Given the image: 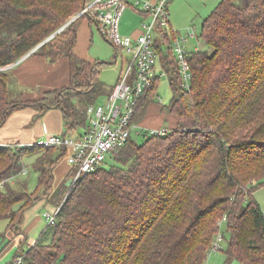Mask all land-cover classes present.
Here are the masks:
<instances>
[{
  "label": "trees",
  "instance_id": "trees-1",
  "mask_svg": "<svg viewBox=\"0 0 264 264\" xmlns=\"http://www.w3.org/2000/svg\"><path fill=\"white\" fill-rule=\"evenodd\" d=\"M86 2L0 0V66L28 53ZM77 18L33 52L51 60L66 57L67 85L16 101L10 70H0V127L24 106L36 110L33 119L58 108L64 134L86 127L85 107L113 86L108 89L96 76L103 62L75 55L78 22L87 18L94 23L85 14ZM201 36L207 46L187 52L188 90L180 85L173 50L163 41L157 45L171 91L160 112L173 120L165 125L166 118L150 123L153 119L146 117L157 76L131 120L165 126L167 132L158 136L135 128L132 132L143 140L131 134L116 151L123 154L113 152L115 163L108 167L105 160L66 185L74 175L69 168L53 189V170L66 157L65 148L23 145L16 150L0 143V219L8 220L9 232L20 235L24 212L48 193L56 203L52 209L59 206L55 222L8 264H203L223 216L230 233L227 259L264 264V212L252 197L264 184V0H219L203 18ZM39 152L45 156L32 163L37 189L29 193L26 181L11 188L6 181L25 167L20 156ZM251 177L256 181L246 191L243 182ZM24 199L26 205L17 211L14 204Z\"/></svg>",
  "mask_w": 264,
  "mask_h": 264
},
{
  "label": "built area",
  "instance_id": "built-area-1",
  "mask_svg": "<svg viewBox=\"0 0 264 264\" xmlns=\"http://www.w3.org/2000/svg\"><path fill=\"white\" fill-rule=\"evenodd\" d=\"M167 3L168 0H87L79 14H85L94 21L101 34L115 48V57L123 59L125 55L127 63L111 91L104 96V101L86 107L87 124L82 132L75 135L46 133L34 142L20 145L65 148L66 162L74 171L70 179L75 182L83 173L101 166L110 154L128 141L135 128L158 136L165 134L166 127H142L132 122L131 118L137 101L160 75L157 45L162 41L175 54L181 87L190 88L192 74L188 51L184 46L187 37L179 35L171 27ZM128 8L143 17L137 36L120 32L122 14ZM189 35L193 36L192 33ZM165 38L171 43L164 41ZM58 209L59 206L42 213L47 224L55 222ZM225 220L226 216H223L217 224L220 226ZM221 241L223 236L218 231L209 253L219 250Z\"/></svg>",
  "mask_w": 264,
  "mask_h": 264
},
{
  "label": "rangeland",
  "instance_id": "rangeland-1",
  "mask_svg": "<svg viewBox=\"0 0 264 264\" xmlns=\"http://www.w3.org/2000/svg\"><path fill=\"white\" fill-rule=\"evenodd\" d=\"M217 1L218 0H168L167 8L169 12V20L171 27L176 32H178L179 35L187 37V40L184 43L185 49L187 51H191L195 49H203L204 47L207 46L206 43L204 42V39L201 36V23L203 18L212 10V8L215 6ZM78 13H75L74 15H72V17H74ZM135 17L136 16L131 13V10L129 8L126 9L122 14L123 21L125 22L128 21L132 24L135 21ZM82 19L83 18H81L80 20ZM56 30H54L53 32H55ZM91 30H92V35L88 43L84 44V46L80 49V51L83 54L89 53V56L85 57L87 59L103 62L96 76L100 81L104 83V85L107 88H111L112 86H114V84L118 79L120 69L122 67L124 68L125 64L127 63V60H125L126 56L124 55L125 58L123 59L119 57L118 58L114 57L115 48L101 34L97 26L92 25ZM53 32H51L49 35H51ZM58 33H56L52 38L56 37ZM189 33H192L193 36H190ZM6 66H2V67L0 66V70L6 69ZM157 66L159 69L158 74H160V76L158 78L155 88L156 97L154 99V102H152V104L148 107L146 111V117L150 119V121L151 119H153L150 123L156 121L158 117H160L163 120L166 118L163 124L168 125L173 119L168 113L160 112V106L168 104L171 97V91L168 85L167 75L164 69L162 68L160 61H158ZM18 95L19 94H15L13 99H16V101L21 100V98ZM104 99L105 97L103 95L101 96L99 95L98 98L90 104L101 103L104 101ZM29 108L32 109V107L24 106L22 108H19L20 110L17 111H22L21 113L25 114L27 111L26 109ZM9 126L10 124L6 123V126L4 128H0V140L2 139L8 140V138L18 139L16 134H13L12 136H8L6 134L9 132L11 128V127L9 128ZM22 129L26 130V132L23 137H19L20 138L19 140L25 141V140H29L30 138L32 140L30 142H34L36 140L38 136L36 135L38 133L37 124L35 123L32 124L31 122L30 123L27 122V124L23 126ZM82 130L83 128L78 126L76 132H82ZM18 131L21 130L19 129ZM131 134L133 140L137 142H141L143 140L142 136L137 135L134 132H131ZM10 146H13L17 150L16 147H20L21 145L5 144L4 147L10 148ZM119 153L123 154L121 152H118L117 154ZM35 154L36 153L23 154L20 156L23 166H25L24 167L25 171L20 172L17 176L12 177L8 179V181H6L7 183H9L11 188L18 189L26 181L29 193L37 189L38 173L34 170L32 166V163L35 159ZM38 155L42 159L45 156V152L43 153L39 152L37 153V156ZM114 157H115V153H113V155L111 154L106 158V162H105L107 163L105 165L106 167H108L109 163H115V161L113 160ZM38 163L40 162L38 161ZM66 164L67 162L65 160V155H64L57 163L58 169L61 170L64 166H66ZM56 180L57 177L53 172V182L55 183ZM255 181H256L255 178L252 177L251 179L248 178L246 181L243 182V184H247L246 186L247 188L245 187V185H243L245 187L243 189H246V191L251 190L250 185H253ZM54 187L55 186H53L52 188L54 189ZM50 193L47 194L46 198L45 197L42 198L43 196H45L43 192L39 194L38 196H40L42 199L35 201L33 205L30 206L24 212V216L20 223V229H21L20 235L22 236L21 238L18 237L19 236L18 234L9 236L8 220L4 218L0 219V264H8L13 259V257L17 252H24L30 240H35L39 235L40 231L42 230V228L47 224L44 217L42 216V213L46 212L47 210H51L52 207L56 206V203L51 200V197H49ZM252 197L259 203L262 211L264 212V184L252 191ZM30 202H32V198H30L29 203ZM25 205H26V200L25 199L20 200V202L14 204V208L17 207L16 208L17 211H20V209L23 208ZM13 220H16V217H14ZM219 230L224 234L225 239L220 242L219 250L211 251L210 253H208L203 264H245L237 260L227 259V256L225 255V249L227 246V242L230 238V233L227 231L225 223L223 222L220 225ZM20 242H22V246H20Z\"/></svg>",
  "mask_w": 264,
  "mask_h": 264
},
{
  "label": "crops",
  "instance_id": "crops-1",
  "mask_svg": "<svg viewBox=\"0 0 264 264\" xmlns=\"http://www.w3.org/2000/svg\"><path fill=\"white\" fill-rule=\"evenodd\" d=\"M130 10L131 13L136 16L135 21L132 24L128 21L126 22L123 21V19L121 18L120 32L122 34L137 36L140 34L141 31L140 23L143 17L139 13L133 11L132 9ZM92 25H96V24L91 23L87 18L86 19L83 18L82 20L79 21L77 26V40L73 50L76 56L85 59L91 63L95 62L96 60L85 58L89 56V53L83 54L80 51V49L84 46V44L88 43L92 35V30H91ZM33 52H31L26 56H22L17 61L9 64L7 67V69L10 70L9 72L11 74V77L13 78L15 87L18 90V94L21 100H31V99L40 98L42 97L43 93L46 90L62 87L69 83V78H70L69 61L66 57H61L56 60H51L47 57L34 54ZM122 68L120 70H122ZM159 76L160 75H158V77ZM102 95L105 96L106 94H102ZM17 110L20 109H15L9 115L6 122L0 128H4L6 126V123L10 124L9 128L10 127L11 128L9 132L6 134L8 136H12L13 134H16L18 139H10V138H8V140L2 139L0 140L1 144L18 145V144L29 143L30 141H32L31 138L29 140H25L26 142L23 140H19L20 139L19 137H23L26 132V130L22 129V127L25 126L27 122L28 123L31 122L32 124L33 123L37 124V132H38L36 134L38 135L37 138L46 133H50V134L64 133L62 113L58 108H50L44 114H42L40 117L36 119H33L36 113V110L33 107L32 109L31 108L26 109L27 111L25 114H22L21 113L22 111H17ZM140 125L142 127H148V128H160V126L149 125V124H140ZM19 129L21 131H18ZM36 156L37 154H35V157ZM69 168L70 167L68 164H66V166H64L61 170L58 169L57 165L55 166L53 172L56 175L57 180L55 181V183H53V186H56L65 177ZM10 235L13 236V233L9 232V236ZM18 237L21 238L22 236L19 235ZM31 241L33 240H30V242Z\"/></svg>",
  "mask_w": 264,
  "mask_h": 264
},
{
  "label": "water",
  "instance_id": "water-1",
  "mask_svg": "<svg viewBox=\"0 0 264 264\" xmlns=\"http://www.w3.org/2000/svg\"><path fill=\"white\" fill-rule=\"evenodd\" d=\"M80 14L78 13L77 15H75L74 17H72L70 20H68L63 26H61L59 29H57L55 32H53L51 35H49L46 39H44L42 42H40L39 44H37L34 48H32L28 53L25 54L28 55L31 52L35 51L40 45H42L43 43H45L46 41H48L52 36H54L56 33H58L60 30H62L66 25H68L70 22H72L75 18H77ZM24 56V55H23ZM115 57V55H114ZM7 68V67H6ZM71 183V179H68L66 181V185H69Z\"/></svg>",
  "mask_w": 264,
  "mask_h": 264
}]
</instances>
